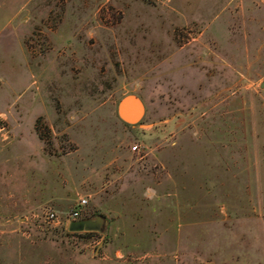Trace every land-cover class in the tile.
<instances>
[{
	"label": "rangeland",
	"instance_id": "obj_1",
	"mask_svg": "<svg viewBox=\"0 0 264 264\" xmlns=\"http://www.w3.org/2000/svg\"><path fill=\"white\" fill-rule=\"evenodd\" d=\"M0 149V264H264V0H0ZM137 159L131 218L100 206ZM81 196L138 238L69 234Z\"/></svg>",
	"mask_w": 264,
	"mask_h": 264
},
{
	"label": "crops",
	"instance_id": "obj_2",
	"mask_svg": "<svg viewBox=\"0 0 264 264\" xmlns=\"http://www.w3.org/2000/svg\"><path fill=\"white\" fill-rule=\"evenodd\" d=\"M118 102H117V104H118ZM117 104H116V106L114 108V114L120 120V122H122V124H123L125 122L122 121L117 115ZM127 113L129 115H131V116L134 115V113L132 112V108H130V107L127 108ZM0 150H2V149H0ZM123 160H125V159H123ZM123 160H122V162H123ZM146 166L147 165H145L144 161L143 162H139L138 159L135 160V161H133V160H130L128 162L124 161V163L121 165L122 170H120V166L117 168L115 174L118 173V172L119 173L115 175V179H114L115 182L118 183V186L116 187V189L118 190V192H120V191L122 192L121 194L123 195V197H120V195H119V196H117V198L108 200L107 203H101L99 205L102 206V207H106L107 206L108 209H110L112 207V208L115 209L114 210L115 214L119 215L121 213L122 216L131 218L132 209L135 206V204L133 203V200L130 199V197H126V195H124V194H125V191L128 190L130 182L133 181L135 176L138 175L139 172L143 168H146ZM88 178L90 179V177H87L86 179H88ZM112 182H113V180H112ZM88 196H91V194H88ZM55 199L56 198H54L53 200H55ZM77 200H78V198H77ZM22 201H23L24 204H27V202H28L26 199H23ZM95 206H98V205L96 204ZM120 209L122 211H119ZM85 217H90V215H88L87 211H85V209H83V211L80 214V218L79 219L85 218ZM113 222L116 223V221H113ZM113 222L107 221L108 229H110L109 238H110L111 241L125 240V239L130 240V239L138 238L135 235H132L130 238L122 237V232L117 231V230L116 231L115 230L112 231L111 225H113ZM128 222H129V220H128ZM102 234H105V233L103 232ZM161 236L159 238H164L163 237L164 234L163 235L161 234ZM150 237H151V235L149 236V238ZM110 245L111 244L108 243V244H104V245L102 244V246H101V244L99 243V245H98L99 247H97L101 251V254L104 251H106L107 254H109V256H107L106 259H105V257H101V260H103V261H99V262L96 261L95 262V261H91L90 260L88 263H84V264H169V263H166V258H170L167 253H163V254L162 253H157V254L155 253L153 255H150V257H148L147 259H144V258H146L145 256L138 257L137 259L139 260V262H137V263L126 262L124 260H120V257L123 256L122 255L123 254L122 252H124L123 249L119 250L117 247L116 248L115 247H110ZM117 253H120V256H118Z\"/></svg>",
	"mask_w": 264,
	"mask_h": 264
},
{
	"label": "water",
	"instance_id": "obj_3",
	"mask_svg": "<svg viewBox=\"0 0 264 264\" xmlns=\"http://www.w3.org/2000/svg\"><path fill=\"white\" fill-rule=\"evenodd\" d=\"M133 101H135L141 107L142 110L140 112L136 111V113L133 116H131L127 113V108L128 107L132 109L135 108ZM143 112H144V104L142 100L134 94H128L123 96L117 104V115L122 121H124L127 124H132L137 122V120L140 119ZM106 223L107 221L102 215L96 214L90 217H85L70 221L68 224V230L69 232H81V231L105 232L107 229L104 231L103 227Z\"/></svg>",
	"mask_w": 264,
	"mask_h": 264
},
{
	"label": "built area",
	"instance_id": "obj_4",
	"mask_svg": "<svg viewBox=\"0 0 264 264\" xmlns=\"http://www.w3.org/2000/svg\"><path fill=\"white\" fill-rule=\"evenodd\" d=\"M131 151L135 153H140L142 151V146L138 143H135L131 146ZM87 203L88 200L86 197H79L75 206L65 216V219H62V221H65L66 225H68L70 221L79 219L81 209L85 208ZM41 217L44 223L46 224H54L61 222L59 215L50 208H42Z\"/></svg>",
	"mask_w": 264,
	"mask_h": 264
},
{
	"label": "trees",
	"instance_id": "obj_5",
	"mask_svg": "<svg viewBox=\"0 0 264 264\" xmlns=\"http://www.w3.org/2000/svg\"><path fill=\"white\" fill-rule=\"evenodd\" d=\"M81 232H83L84 234H91V233L96 232V231H81ZM69 234L76 235V236H80L81 235L80 232H69ZM84 236H86V235H84Z\"/></svg>",
	"mask_w": 264,
	"mask_h": 264
},
{
	"label": "bare ground",
	"instance_id": "obj_6",
	"mask_svg": "<svg viewBox=\"0 0 264 264\" xmlns=\"http://www.w3.org/2000/svg\"><path fill=\"white\" fill-rule=\"evenodd\" d=\"M133 103L135 105V108L132 109V112L135 113L137 111V109H138V104L135 101H133Z\"/></svg>",
	"mask_w": 264,
	"mask_h": 264
}]
</instances>
